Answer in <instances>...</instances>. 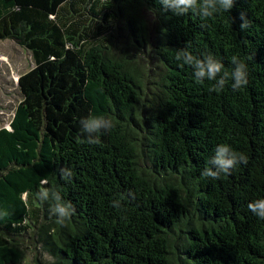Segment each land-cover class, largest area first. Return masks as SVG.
Here are the masks:
<instances>
[{
  "label": "trees",
  "instance_id": "1",
  "mask_svg": "<svg viewBox=\"0 0 264 264\" xmlns=\"http://www.w3.org/2000/svg\"><path fill=\"white\" fill-rule=\"evenodd\" d=\"M141 12L155 16L154 33ZM106 21L129 27L140 48L151 43L156 80L116 56ZM0 40L34 61L0 128V264H21L30 238L49 264H264V219L247 207L264 198V0L207 18L175 16L159 0H0ZM183 50L212 55L221 75L237 57L247 84L211 91L215 81L176 59ZM88 117L114 126L88 133ZM220 144L247 164L202 176ZM59 196L74 207L63 223L49 210Z\"/></svg>",
  "mask_w": 264,
  "mask_h": 264
},
{
  "label": "clouds",
  "instance_id": "2",
  "mask_svg": "<svg viewBox=\"0 0 264 264\" xmlns=\"http://www.w3.org/2000/svg\"><path fill=\"white\" fill-rule=\"evenodd\" d=\"M159 4L163 10L170 11L175 16H183L189 12H194L201 18L213 16L219 11L230 12L234 7V0H159ZM240 28L246 29L249 27V21L245 13H240ZM182 65L192 67L193 74L198 82L204 80L215 81L216 83L210 89L211 91L222 90L231 79V87L233 90H239L247 84V70L246 65L241 63L237 57H232V64L234 68L231 73H223L221 75L223 64L214 59L212 55L205 54L202 58L192 55L187 50H183L182 54L176 56ZM84 131L88 133L98 132L102 127L107 130L111 129L114 125L107 123L103 117H88L82 121ZM87 142L90 144L99 143V139L88 137ZM247 157L243 154L237 153L229 145L220 144L215 149L214 156L209 160V167H206L202 172V176L210 177L212 179H219L221 174H230L237 164H247ZM60 175L63 178H70V169L61 168ZM49 189H43L37 192L36 198L44 203L47 200V193ZM43 197V198H41ZM248 210L251 211L260 219H264V198L257 199L250 202ZM50 213H55L59 223H63L70 218L74 213V207L70 202H63L59 196L54 205H50Z\"/></svg>",
  "mask_w": 264,
  "mask_h": 264
},
{
  "label": "rangeland",
  "instance_id": "3",
  "mask_svg": "<svg viewBox=\"0 0 264 264\" xmlns=\"http://www.w3.org/2000/svg\"><path fill=\"white\" fill-rule=\"evenodd\" d=\"M98 12L100 16L103 15L102 8H98ZM85 16H83L84 24L87 23L88 18H91V16H86L85 19ZM141 16L147 32L154 33L157 25L155 16L149 12H141ZM102 25L106 27L102 31L104 37L114 36L111 38V42L116 56L127 58L133 67L143 75L144 80H156L162 71V66L151 43L149 42L146 48L138 47L133 41L132 30L124 24L116 25L115 22L111 24L106 21ZM135 48L140 51H136ZM33 67L34 61L29 51L12 40H0V128L9 127L15 108L22 100L18 88V78ZM21 246L24 251L21 264H35V256L45 264L54 261L53 257L41 250V246L35 250L31 238Z\"/></svg>",
  "mask_w": 264,
  "mask_h": 264
}]
</instances>
